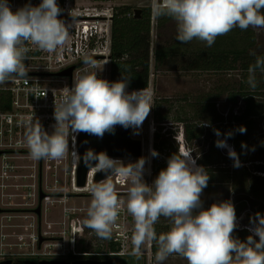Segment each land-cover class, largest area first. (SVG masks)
I'll list each match as a JSON object with an SVG mask.
<instances>
[{
  "label": "clouds",
  "instance_id": "obj_1",
  "mask_svg": "<svg viewBox=\"0 0 264 264\" xmlns=\"http://www.w3.org/2000/svg\"><path fill=\"white\" fill-rule=\"evenodd\" d=\"M61 12L57 0H42L38 6L29 3L15 12L8 0H0V85L27 77L28 45L54 52L67 44L71 25L58 19ZM151 12L156 18L167 17L175 22L178 41L189 43L196 39L207 47L234 28H264V0H152ZM82 63L86 67L74 78L73 87L54 102L53 132H46L38 119L23 122L32 159L63 160L69 154L70 136L82 131L102 138L117 125L139 129L150 114V90L128 92L129 78L115 82L99 78L97 70H90L98 66L91 55L85 54ZM257 72L264 74V56H256L247 69V83L253 90L257 87ZM214 131L220 135L219 130ZM238 131L245 133L246 128L240 126ZM232 135L228 132L226 138ZM216 146L227 148L235 166H240L237 153L226 140L218 139ZM71 150L78 165L83 160L89 169L128 178L131 186L126 209L134 220L131 255L141 256L148 243L157 249L156 264H163L172 255L186 259L188 264H264V215L256 213L251 218L253 227L249 230L253 235L246 241L234 238L235 207L231 201L202 207L200 196L209 176L202 166H196L191 152L173 154L167 167L149 185L143 179L144 157L125 165L103 152L89 149L81 157L74 145ZM151 155L159 154L153 149ZM89 191L92 199L84 222L98 238L111 239L121 205L115 186L105 179L91 185ZM161 217L170 221V227L157 234L155 224Z\"/></svg>",
  "mask_w": 264,
  "mask_h": 264
},
{
  "label": "built area",
  "instance_id": "obj_2",
  "mask_svg": "<svg viewBox=\"0 0 264 264\" xmlns=\"http://www.w3.org/2000/svg\"><path fill=\"white\" fill-rule=\"evenodd\" d=\"M41 2L42 0H8L14 12L26 4L38 6ZM57 4L62 9L58 19L63 20L66 25H71L67 44L54 52L28 45L31 50L25 60L27 77L13 78L10 82L0 85V93L9 96L8 107L0 110V262L30 258L56 259L68 254L80 256L79 245L87 242L85 231L90 234L93 232L86 224L73 220L75 210L83 211L88 207L71 208L67 205L68 199L72 197L91 196L87 186L94 184V177L98 173L95 168H90L85 186H77L78 164L73 160L71 149L74 145V150L79 154L80 132L74 134V137H69L70 150L65 159L34 160L29 154L24 138L23 122L32 118L38 119L46 132H53L54 102H58L67 94L73 87L74 78L86 67L82 63L85 54L91 55L98 62L97 69L90 70H97L99 78L112 82L108 64L111 60L114 11L100 5H86L78 0H57ZM70 67H73L70 76L58 75ZM146 89L149 90V87ZM134 90L136 89L127 88L128 92ZM153 131V119L150 118L149 146L143 176L149 185L154 182V159L159 157L151 155ZM138 140L142 142V139ZM112 159L122 161L119 158ZM107 180H113L117 187L116 194L121 205L118 219L112 228V238L108 239L111 250H102L100 255L134 256L130 254L134 220L127 212L125 201L129 180L118 173L112 174ZM40 194H43L42 199ZM54 206L62 208L61 220L49 219L48 211ZM37 208H40L39 215L36 213ZM53 225H57L58 230L52 231ZM232 235L234 237L233 233ZM10 239L14 242H9ZM141 256L145 258L146 264H156L153 244L146 243ZM174 257L182 258L178 255L169 258Z\"/></svg>",
  "mask_w": 264,
  "mask_h": 264
},
{
  "label": "trees",
  "instance_id": "obj_3",
  "mask_svg": "<svg viewBox=\"0 0 264 264\" xmlns=\"http://www.w3.org/2000/svg\"><path fill=\"white\" fill-rule=\"evenodd\" d=\"M94 1H111V0H94ZM142 13L139 18H134L129 6L122 5L114 10L112 19V38H111V80L112 82L129 78V89H144L149 86V74L151 59L153 68L166 66L170 62L179 65V58L183 61V69L187 71H199L210 73H227L234 70L242 71L236 88L230 85H224L215 94L201 97L199 101H194L192 106L199 104L200 108L197 115L204 116L205 120L213 125L215 130L221 128L220 136L230 141L237 153L239 163H248L252 161L264 162V132L260 142L252 143L256 139L255 125L259 118L264 119V74L257 72V87L253 90L247 83V69L250 64L254 63L256 56H264V53L250 52L255 46L254 32L249 28L241 30L234 28L226 35L218 36L211 47L201 48L191 54L188 58H183L186 43L178 41L176 38L173 42L162 45L157 43L151 44V8L141 9ZM171 20L167 17L157 18V25H164ZM228 95L231 99L240 97L244 103V108L239 116L229 117L226 120L220 115L215 103L217 96ZM9 96L0 93V110L8 107ZM165 119L166 117H159ZM180 121L185 124L186 141L200 139L206 135L203 129L196 130L194 125L189 124L182 117ZM234 122L235 124H233ZM240 126L246 128L245 133L238 131ZM232 132L231 138H226V133ZM157 140L159 135L156 136ZM258 140V139H257ZM156 145L157 149L164 147V141ZM197 163L202 166L208 173L209 180L207 186L213 183L221 182L234 188L240 189L245 194H253L264 201V178L251 173L245 166H235L233 169L222 168V163H236L223 156L218 147L213 144L209 145L208 152L203 157L197 159ZM159 170V169H158ZM226 170V171H225ZM255 171L264 172V164H258L254 167ZM231 174V175H230ZM170 221L165 218L155 224L157 234L167 232L170 227ZM241 240V239H240ZM247 240V239H245ZM113 248V247H112ZM153 244V252H156Z\"/></svg>",
  "mask_w": 264,
  "mask_h": 264
},
{
  "label": "rangeland",
  "instance_id": "obj_4",
  "mask_svg": "<svg viewBox=\"0 0 264 264\" xmlns=\"http://www.w3.org/2000/svg\"><path fill=\"white\" fill-rule=\"evenodd\" d=\"M81 3L86 5L91 4V6L100 5L101 7L111 8L113 11L122 5H127L130 7L132 13L134 9H146L148 7L151 8L152 0H111V1H94V0H78ZM96 3V4H95ZM100 3V4H99ZM250 30L254 32L255 38V46L252 47L251 53H264V28H252L249 27ZM177 35L176 24L171 19L165 22L164 25H157V18L152 15L151 12V44L154 46L157 43L162 45L169 44L175 40ZM186 47L189 49H184V59L191 56L194 51L206 48V44L199 40L193 39L191 42L186 43ZM153 62L151 59L150 66V78H149V90L153 93V107L151 108L150 114L145 119L143 124L140 126V129H132L131 135L134 139H142L143 150L142 156L146 158L147 149H148V128H149V119H153L155 133L160 132L159 136L163 137L161 139L158 138V143L161 146V141L164 142V148L157 149L156 145L157 139L153 140V149L157 151L159 154L158 158L154 162V180L158 176L159 172L162 169L167 167V160L170 158L167 153V149L170 148V153H177L179 149L178 142L174 137H179L180 132L182 130L183 134V126L185 127L184 122L180 121L179 118L182 117L189 124L194 125L195 129H203V131L209 134L210 138L207 139V136H202L200 139H196L193 141H184L185 150L191 152V155L194 159H198L199 157H204L208 152L207 144H213V147L216 145V140L218 139L213 126H209L204 128V126H200L205 123L206 120L204 116L197 115V112L200 108L199 104L192 106L194 101H199L201 97L206 95L215 94L218 92L217 89H220L224 85H230L236 88L240 79H242V71L234 70L227 73H210V72H199V71H187L184 70L183 61L179 58V65L175 62H170L166 66H161L158 68H153ZM108 67L111 70V60L108 64ZM215 101H219L221 104H224L225 98L227 97L225 94L222 96H217ZM223 101V102H222ZM159 117H166L165 119H159ZM166 130V131H165ZM264 132V119L259 118L255 125V133L257 135L256 139L252 140L254 144V149L256 151L258 148H255V142H260L263 137ZM170 133L167 137L166 135ZM184 138V137H183ZM258 139V140H257ZM168 154V155H167ZM140 157V158H141ZM139 159V158H138ZM138 159H122L124 162H136ZM231 159V158H230ZM232 160V159H231ZM253 164L258 163L259 161L253 160ZM261 163V162H259ZM146 164V163H145ZM145 166V165H144ZM232 165H230V168ZM254 166V165H253ZM222 168H228V163H222ZM250 167V166H249ZM252 169V167H250ZM159 169V170H158ZM226 171V170H225ZM231 175V174H230ZM113 183V180H108ZM114 184V183H113ZM93 183L88 184L87 188L90 189V186ZM115 186V184H114ZM131 185L128 184L126 189H128ZM117 187L115 186V189ZM86 192V189L83 190ZM242 192L238 188H234L228 184H221V182H216L207 186L203 189L200 199L202 201V207L204 209L209 208L213 203H220L224 201H231L233 197L240 198ZM92 197H77L68 199L67 205L71 208H84L88 207L91 202ZM127 200V196L125 197V201ZM250 204V203H249ZM62 208L59 206H54L49 209V219L51 221L61 220ZM199 211V210H197ZM76 215L73 220L76 222L80 221L85 224L86 212L87 210L74 211ZM163 217L160 218V220ZM166 220V219H165ZM52 231L58 230L57 225L52 226ZM244 238L247 236L246 234L240 235ZM84 237L86 241L89 243L92 242L93 245H99V239L95 236V232L92 234L88 233L87 230L84 233ZM240 241H246L245 239L240 237ZM9 240V242H14ZM108 241H105L103 244H107ZM102 244V242H101ZM82 245H79L81 248ZM85 245H83V248ZM92 247V246H91ZM104 249V248H102ZM114 264H146V260L143 256H114L110 257ZM163 264H188L187 260L184 258H168Z\"/></svg>",
  "mask_w": 264,
  "mask_h": 264
},
{
  "label": "flooded vegetation",
  "instance_id": "obj_5",
  "mask_svg": "<svg viewBox=\"0 0 264 264\" xmlns=\"http://www.w3.org/2000/svg\"><path fill=\"white\" fill-rule=\"evenodd\" d=\"M226 96L227 97L225 98L224 104H221L219 101H217L215 103V108H216L217 112L220 115H222L226 120H228L229 117L239 116L242 113L243 108H244V103H243V101H242V99L240 97H237L235 99H231L228 95H226ZM241 103L243 104L242 107H239L238 109L234 108V106H236L238 104H241ZM205 123H207L210 126H213V125L216 126L217 125V123L213 124V123H209L207 121ZM232 123L235 124L234 122H232ZM207 127H209V126H204V128H207ZM182 128H183V134H182V130H181L180 136L179 137H174L176 139V141L178 142V144H180L179 145V149L177 150L178 154L188 152V151L185 150L184 141H183L184 139L186 140L185 131H184L185 127L183 126ZM218 130H219V132H221V128H219ZM159 134H160V132L155 133V129H154V131H153V140H156L157 139L156 136H158ZM169 135H170V133H168L166 136L168 137ZM203 136H206V135H203ZM217 137H218L219 140H226L231 145L230 147L232 149H234L235 152H236V149H235L234 145L230 141H228L227 139L222 138L220 135L217 136ZM161 138H163V137L159 136V139H161ZM157 143H158V140H157ZM209 145H211V143L207 144L208 148H209ZM218 149H219L220 153L223 156L228 157L230 159L229 156H226L224 154V150L228 152L227 148H219L218 147ZM170 152H171V150H170V148H168L167 149V153L169 155L168 154L167 155L170 156V157L173 154H175V153H170ZM192 158H193V156H192ZM155 160L156 159H154V162H155ZM193 160H195L196 166H200L197 163V159L193 158ZM233 160L234 159H232V161ZM259 162H261V161H259ZM259 162L253 164V161H249L248 163H239V165L247 167L248 170L251 171L252 174H254L256 176H259L261 178H264V172L255 171L254 170V167L256 165L264 164L263 161L261 163H259ZM235 164L236 163L228 164L229 168H230V165H232L231 169H233V167H235ZM153 166H154V164H153ZM249 166L252 167V169ZM153 174H154V169H153ZM153 181H154V176H153ZM231 202L234 205L235 212H236V228H235V230L233 232L234 238H236L238 240H240V237L243 238V239H247V237L249 235H253V233L249 230L250 228L253 227V225L251 223V218H254L256 213H260L261 215H264V201L259 199V198H257L253 194L241 193V196H240L239 199L233 197V199H231ZM242 234H246L247 235V236H245L246 238L240 236ZM95 236H97V235L95 234ZM98 239H99V245L98 246L93 245L92 242L89 243V244H88V242L82 243V247L78 250V252L80 253V256H73L72 254H68L67 256H65L63 258H56V259H51V258H46V259L30 258V259H20V260H17L15 262H12V263H34V264H38V263H40L42 261H46V262L58 261V262H65V263H68V264H75V263H78V264H106L108 262H111L112 264H114L113 261L110 259L111 256H107V255L106 256H101L100 255L102 253V250L110 249V246H109L108 242L105 245L101 244V242L108 241V239H102V238H98ZM254 239L258 241L259 237L258 236H254ZM83 245H85L84 248H83ZM102 248H104V249H102Z\"/></svg>",
  "mask_w": 264,
  "mask_h": 264
},
{
  "label": "water",
  "instance_id": "obj_6",
  "mask_svg": "<svg viewBox=\"0 0 264 264\" xmlns=\"http://www.w3.org/2000/svg\"><path fill=\"white\" fill-rule=\"evenodd\" d=\"M141 9L133 10V17L139 18L141 16ZM73 67L68 68L65 71L60 72L59 76H70ZM243 104H238L234 108L238 109L242 107ZM226 143L231 146L227 141ZM89 149L93 150L95 153H106L110 158L119 159H138L142 156V142L138 139H134L131 136V127L124 128L117 125L112 132H106L102 138L95 135L88 134L86 132H80L78 137V151L79 155L83 157L86 151ZM224 150V149H223ZM224 154L228 155V152L224 150ZM126 165V164H125ZM89 168L85 166L83 160L78 165L76 181L78 187H84L86 184V176ZM111 172L105 173L103 171L98 172L94 177V183H99L102 180L109 178ZM109 176V177H108ZM43 198V194H40V199ZM36 213L40 214V208L36 209ZM41 242V240H40ZM0 264H34V263H12L10 260L0 262ZM38 264H68L65 262L58 261H42ZM78 264V263H75ZM106 264H112L108 262Z\"/></svg>",
  "mask_w": 264,
  "mask_h": 264
}]
</instances>
